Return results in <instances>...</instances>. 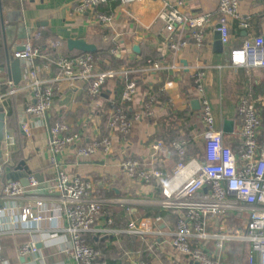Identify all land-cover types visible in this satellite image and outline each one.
Listing matches in <instances>:
<instances>
[{
	"label": "crops",
	"instance_id": "obj_1",
	"mask_svg": "<svg viewBox=\"0 0 264 264\" xmlns=\"http://www.w3.org/2000/svg\"><path fill=\"white\" fill-rule=\"evenodd\" d=\"M78 1L0 0V105L3 106L6 115L10 109L17 112L16 120L11 121L12 125L6 116L5 132H10L14 136V145L8 148L5 141L1 143L0 162L4 166L12 165L11 155L18 151L22 158L20 162L24 161L32 174L39 173L43 179L41 182L36 177L39 181L37 188L28 186L26 193L20 197L0 198V230L19 227L14 233L4 231L0 238V257L5 264H76L66 252V249L72 246L73 240L71 234L65 230L68 222L54 189L57 168L51 162L50 128L61 118L76 131H80L84 143L92 138L108 135V110L112 102L120 100L124 83L119 78L107 79L102 96L98 100H91L83 84L71 86L61 79L60 69L56 65L51 68L43 60L34 61L32 69L36 78L50 85L55 97L53 106L45 114L28 116L25 113V106L31 101L34 91L32 87H23L27 62L15 55L22 51L28 42L48 49L50 40L56 42L61 39L63 46L67 48L68 38L84 37L97 45L95 41L89 39V35L93 33V29L95 34H99L96 26L102 29L107 27L95 22L89 13L77 14L75 10ZM111 2H116V5L112 11L108 10L106 13L112 14L114 18L109 29L114 40L112 48L120 46L121 52L114 54L111 48L110 53L121 61L115 62L107 57L103 66L99 62L100 68L134 70L132 75L137 78L139 94L133 102L125 103L126 112L133 117L139 109L141 99L153 98L151 113L134 122L131 135L127 138H123L118 132L113 134L111 154L100 152L90 158H81L74 146H69L58 156L63 170L71 175L89 177L94 181L98 197L103 199L105 211L112 218V222L108 223L102 218L91 234L96 240L105 241L106 245H110L109 242L114 236L125 232H122L124 228L113 225L114 217L106 209L105 204L128 205L131 212H136L138 206H156L141 203V200L135 199L136 197L159 198L157 189L153 188L155 184L145 185L131 179L121 170L120 161L126 158H139L145 166L163 170L164 177L157 180L162 186L173 173L179 157L170 147L165 152L157 153L153 144L157 141L167 143L176 138H183L182 140L187 139L192 143L190 157H198L200 154L204 122L200 103L194 104V101H199L191 78V71L195 66H208L205 73V93L213 108L215 126L223 132L224 141L230 147L236 149L240 143V121L237 116L240 98L243 96L257 98L259 100L257 106L264 110V102L260 99L264 96V68L232 66L229 59V52L233 46H240L246 38L264 36V0H239V16L232 22L230 41L223 44L221 50L215 46L217 31L214 28L219 0H186L188 12L194 15L209 14L210 23L206 29L205 43L201 48L189 42L179 52H173L170 48L164 24L157 19L164 4L168 3L167 0H143L129 4H122L120 0H109L107 4ZM244 23L248 25L244 26ZM42 36L47 38L48 45L47 41L43 42ZM135 45L138 51L135 50ZM17 59L22 78L16 85L13 81L14 71L9 63ZM149 60L160 61L165 68L144 70L150 66ZM173 63L178 66L177 69L171 68ZM170 82L174 85L171 88L167 86ZM12 87L20 89L16 93H10ZM103 109L107 112H103ZM227 119L233 121L231 132L223 131ZM23 122L30 125L29 135L22 128ZM6 175V170L4 174H0V190L8 181ZM104 190L108 191V196L104 195ZM33 196L43 198V209L49 211L48 215L52 217L39 221V224L32 221L23 223L20 220L19 209L32 202ZM156 207L169 210L163 208L160 203ZM167 213L163 216L146 215L142 212V217L134 219L160 216L161 221L156 224V231H160L161 234L147 235L146 237L153 236L152 243L144 240L142 236L139 246L130 241L126 242L124 247L132 254L125 257V260H130L127 264H138L142 258H146L150 264H196V261H191L171 246L168 233L176 229L178 221L176 216H172V212ZM244 226V220L235 225L234 220L223 216L211 217L207 229L219 234L237 236L238 233L244 232ZM104 227H111L112 231L104 233L98 230ZM31 240L37 242L39 251L35 255L21 256L19 246ZM118 242L119 239L115 241L116 244ZM195 243L203 244L208 250L216 253L234 250L235 255L230 257L234 263L231 264H248L252 254L251 243L237 237L226 240L223 248L217 250L214 247V239H199L195 240ZM108 255L118 258L117 253L109 252Z\"/></svg>",
	"mask_w": 264,
	"mask_h": 264
},
{
	"label": "built area",
	"instance_id": "obj_2",
	"mask_svg": "<svg viewBox=\"0 0 264 264\" xmlns=\"http://www.w3.org/2000/svg\"><path fill=\"white\" fill-rule=\"evenodd\" d=\"M122 4L143 0H120ZM164 8L158 14V20L164 24L168 35V43L173 52L182 51L189 42L201 48L206 40V29L210 23L209 14H191L186 10V0H167ZM107 0H79L75 12L89 13L95 22L107 28L113 24V15L96 9L97 5ZM239 0H219L217 21L214 26L220 32L223 44L230 41V28L234 19L239 16ZM247 26L248 24H243ZM57 42V41H56ZM56 42L50 40L49 48H54ZM47 48L28 42L15 57L26 60L24 88H33V97L26 104L25 113L29 116H41L54 104L53 88L44 80L36 78L34 61L36 58H46ZM114 54L120 53V46L112 48ZM230 64L241 67L264 68V36L246 38L240 46H233L229 52ZM149 69H163L162 62L149 60ZM60 78L71 86L83 84L87 95L96 99L102 94L107 79L119 78L124 83L120 100L112 102L108 110L107 126L109 134L95 137L83 142L80 131H76L65 119H57L50 128L49 148L51 162L57 168L54 178V189L61 203L62 211L68 225L65 230L72 237V246L66 252L76 264H107L98 249L88 243L86 235L96 230L97 222L102 218L111 223L112 218L105 211L103 199L98 197L94 181L86 176L71 175L60 165L58 156L69 146H74L81 158H90L102 152L111 154L113 150L112 136L119 133L123 138L131 135L135 121L142 120L151 113L152 99H141L139 109L130 117L125 109V103L133 102L139 94L137 78L132 75L130 68L106 69L100 68L99 59L93 53H83L74 56L60 55L57 62ZM171 68L177 69L173 63ZM207 65L195 66L191 71L194 90L198 95L201 117L204 122L202 145L198 157H188L187 140H175L170 147L179 157L173 173L161 186V199L158 203L163 208L183 212L178 220L176 229L170 233L171 246L191 261L199 264H220L215 253L195 240L214 239L215 249H221L226 240L237 237L248 241L252 246L248 264H264V110L257 106V98L243 96L237 105V116L240 121V143L233 149L224 141L223 132L216 128L215 117L210 100L205 93V73ZM13 83V81H11ZM14 86V84H13ZM169 88L173 83L167 84ZM20 88L12 87L10 93H16ZM155 98V97H154ZM264 102V96L260 97ZM24 132L31 133L30 125L22 123ZM127 140V139H126ZM6 146L14 145V136L4 132ZM157 153L167 149L163 141L153 144ZM121 170L131 179L145 185H152L164 177V171L159 168L145 166L139 158H126L119 162ZM5 173V166L0 162V174ZM39 181L34 174L29 176V187L36 189ZM28 186L20 181L8 180L0 190V198L10 196L20 197L26 193ZM33 201L19 209L21 222L50 219L43 209V198L33 196ZM230 214H241V219H234V224L245 221L244 232L233 236L219 234L207 229L211 217H223ZM243 215L244 219H243ZM160 216L132 220L122 232L135 235H152ZM19 227L0 230L2 234L17 232ZM104 233L112 231L111 227L98 229ZM39 251L37 242L31 240L19 246L21 256L35 255ZM257 254V258H255ZM5 262L0 257V264ZM138 264H150L140 260Z\"/></svg>",
	"mask_w": 264,
	"mask_h": 264
},
{
	"label": "trees",
	"instance_id": "obj_3",
	"mask_svg": "<svg viewBox=\"0 0 264 264\" xmlns=\"http://www.w3.org/2000/svg\"><path fill=\"white\" fill-rule=\"evenodd\" d=\"M109 0H107L108 2ZM100 4L96 6V9L99 11H105L108 12V10H111L115 7L116 2H111V4ZM112 11V10H111ZM96 28L98 29V33L97 37H99L100 42L98 45V48L95 52H93V54L95 56L99 57V62H101V66H103V64L105 63V58L110 57L113 61L115 62H120L121 59L113 56L110 53V49L114 46V40L112 38V34L110 33L111 30H109L110 28H106V29H102L98 26H96ZM40 38V37H39ZM43 38V42L47 41V38L45 36H42ZM38 42V41H37ZM40 43V41H39ZM46 44L48 45V41L46 42ZM48 53L46 54L47 57L46 58H41L38 57L36 58V62H40V60L45 61L46 64H48L49 67H54L55 65L57 66L56 62L59 58V56L62 55H68V56H74L77 54H83L85 52H81V51H69L66 47L63 46V42L61 39L57 40L56 42V46L54 48H50L48 49ZM47 59V60H46ZM53 96L55 97V92L53 91ZM102 96V95H101ZM101 96H99L98 98H96V100H98ZM91 100H94L91 98ZM11 108V107H9ZM17 117V112L10 109L9 114H7V119L9 120V123L12 125L13 120H16ZM239 118V117H238ZM15 129H16V125ZM17 130V129H16ZM15 130V131H16ZM16 134H18V131H16ZM261 140H264V137L260 136ZM183 138H176L174 140H171L166 144L167 149L170 147L171 142L175 141V140H182ZM187 140V139H185ZM191 144L188 140H187V153L189 154L188 157H190V153L189 150H192L191 148ZM171 148V147H170ZM173 150V148H171ZM235 149V148H233ZM174 151V150H173ZM175 152V151H174ZM176 153V152H175ZM177 154V153H176ZM21 158V154H19L18 151H15L12 153L11 155V159L13 160V164L12 165H18ZM8 166V165H7ZM5 166V168L7 167ZM6 170V169H5ZM154 184L156 185L155 189H157V196H160V192H161V185L160 182L155 181ZM152 184V185H154ZM160 185V186H159ZM97 191V190H96ZM104 195L108 196L109 193L108 191L104 190ZM98 195V194H97ZM99 196V195H98ZM106 209L109 210V212L111 213V215L114 217V222L113 225L115 224L116 227H120V228H126L127 225L129 224L130 221L138 218L141 216L142 212H145L146 215L147 214H151V215H155V214H161V215H166V213H173L172 216H176V220L178 221L182 216H183V212L181 211H176L175 209H170V210H163L159 207L156 206H138V210L136 212H131L128 208V205H118V204H105ZM167 213V214H168ZM142 217V216H141ZM226 217H229L230 219L234 220V219H241V214H230ZM176 221V222H177ZM142 236H144V240L146 241H151L150 243H152V241H154V239L151 237H146L147 235H135V234H129V233H120L119 236H114L113 239L110 240V245H106L105 241H101L96 240L95 236L92 235L91 233H88L86 235V238L88 240V243L90 245H92L94 248L98 249L102 259L107 263V264H127L130 262V260H125V257H127L128 255H132L127 249H125L124 245L126 242L130 241L133 242V244L136 243V246H139V240H142ZM99 239V238H98ZM119 239L118 244L115 243V241ZM98 242H96V241ZM149 243V244H150ZM126 251L128 252V254H126ZM109 252H111L112 254L117 253L118 254V258H113L110 257L108 254ZM216 257H220L219 259L221 260V264H231L234 263L231 260V256L235 255L234 250H223L222 252H214ZM142 258V257H141ZM142 260L147 261L146 258H142ZM148 262V261H147Z\"/></svg>",
	"mask_w": 264,
	"mask_h": 264
},
{
	"label": "water",
	"instance_id": "obj_4",
	"mask_svg": "<svg viewBox=\"0 0 264 264\" xmlns=\"http://www.w3.org/2000/svg\"><path fill=\"white\" fill-rule=\"evenodd\" d=\"M215 46L218 50H221L223 47V43L220 39V32L215 33ZM135 50L138 51V47L134 46ZM67 49L69 51H81L85 53H93L97 50V45L93 42L88 41L86 38H68L67 39ZM11 69L14 71L13 81L17 85L21 81L22 74L19 67V59L15 62L9 63ZM199 101H194L196 105ZM6 112L4 111L3 106L0 105V145L3 142L4 132H5V120H6ZM233 130V121L225 120L223 131L231 132ZM7 178L8 180L20 181L24 186L29 185V176L32 174L31 170H29L28 166L25 165L24 161L19 162L18 165H8L6 167ZM36 177L43 182L42 176L39 173L35 174ZM196 264H199L196 262Z\"/></svg>",
	"mask_w": 264,
	"mask_h": 264
},
{
	"label": "rangeland",
	"instance_id": "obj_5",
	"mask_svg": "<svg viewBox=\"0 0 264 264\" xmlns=\"http://www.w3.org/2000/svg\"><path fill=\"white\" fill-rule=\"evenodd\" d=\"M89 39H91V41H95L96 43H98L99 44V42H100V39H99V37H97V34H95V31H94V29H93V33H91L90 35H89ZM101 43V42H100ZM122 66H124V65H122ZM107 109V108H106ZM103 112H107V111H105L104 109H103ZM105 113H103V114H105ZM159 198H155V197H136L135 199L136 200H141L140 202L141 203H145V204H147V205H158V202L160 201V199H161V196H158ZM149 200H151L152 202H149ZM142 215V214H141Z\"/></svg>",
	"mask_w": 264,
	"mask_h": 264
}]
</instances>
